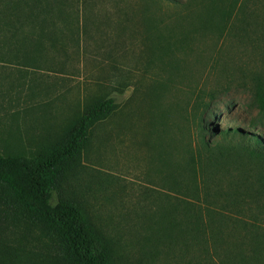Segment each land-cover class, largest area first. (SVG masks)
Returning a JSON list of instances; mask_svg holds the SVG:
<instances>
[{
	"label": "rangeland",
	"instance_id": "obj_1",
	"mask_svg": "<svg viewBox=\"0 0 264 264\" xmlns=\"http://www.w3.org/2000/svg\"><path fill=\"white\" fill-rule=\"evenodd\" d=\"M49 1L0 14V153L111 97L52 202L82 207L113 264H264V157L217 144L264 147V0ZM0 195V250L53 264L55 238Z\"/></svg>",
	"mask_w": 264,
	"mask_h": 264
},
{
	"label": "trees",
	"instance_id": "obj_2",
	"mask_svg": "<svg viewBox=\"0 0 264 264\" xmlns=\"http://www.w3.org/2000/svg\"><path fill=\"white\" fill-rule=\"evenodd\" d=\"M47 1L0 0V14L5 18L8 10L14 8L43 10L53 4ZM43 34L46 36L45 32ZM22 41L20 37L19 42ZM18 57L13 55L16 60ZM256 100L260 112L264 113V95ZM114 107L115 100L111 97L86 103L56 143L33 153H0L3 202L10 203L22 218L29 220L33 226H40L55 238L61 250L53 264H113L107 243L91 225L82 207L65 198H58L53 203L52 195L63 176L78 162L91 127L107 118ZM230 134L244 141L240 146L242 150L254 158L264 157L259 136L250 132L239 129L219 132L217 138L221 141L217 144L232 143ZM2 199L0 195V203ZM17 252L21 251L0 250V264H19Z\"/></svg>",
	"mask_w": 264,
	"mask_h": 264
}]
</instances>
